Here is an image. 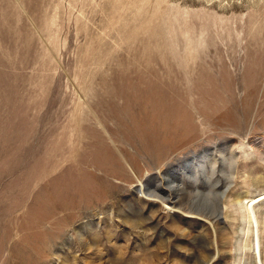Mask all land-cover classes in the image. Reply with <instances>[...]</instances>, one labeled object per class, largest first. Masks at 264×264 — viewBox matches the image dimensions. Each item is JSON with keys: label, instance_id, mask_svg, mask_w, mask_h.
Returning a JSON list of instances; mask_svg holds the SVG:
<instances>
[{"label": "rangeland", "instance_id": "obj_1", "mask_svg": "<svg viewBox=\"0 0 264 264\" xmlns=\"http://www.w3.org/2000/svg\"><path fill=\"white\" fill-rule=\"evenodd\" d=\"M263 179L264 0H0V264H257Z\"/></svg>", "mask_w": 264, "mask_h": 264}, {"label": "bare ground", "instance_id": "obj_2", "mask_svg": "<svg viewBox=\"0 0 264 264\" xmlns=\"http://www.w3.org/2000/svg\"><path fill=\"white\" fill-rule=\"evenodd\" d=\"M256 153V152H255ZM264 180V179H263ZM263 183V181H262ZM259 197L247 198L242 202L238 201L232 205L230 211H227V217L231 213L233 221L236 220V217H240L242 220L243 226L246 227L247 232L250 236V249L254 253L256 263L257 264H264V254H263V261L260 260V252H261V241H260V232L264 231V222L261 224L258 220V215L256 213L255 206L257 202L264 199V194L258 195ZM230 217V216H229ZM241 223V224H242ZM264 252V243L263 249Z\"/></svg>", "mask_w": 264, "mask_h": 264}]
</instances>
